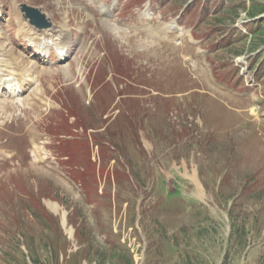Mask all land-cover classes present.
I'll return each mask as SVG.
<instances>
[{"label": "rangeland", "instance_id": "rangeland-1", "mask_svg": "<svg viewBox=\"0 0 264 264\" xmlns=\"http://www.w3.org/2000/svg\"><path fill=\"white\" fill-rule=\"evenodd\" d=\"M251 14L238 11L234 17ZM262 43L264 32L229 55H244ZM162 55L170 60L167 50ZM145 57L152 66L162 63L152 55L139 58ZM112 66L123 103H115L119 94L106 85L92 107L68 78L69 68L47 70L67 90L79 124L97 134L102 154L106 142L118 158L95 165L101 171L97 189L88 141L80 143L79 169L76 158L67 160L66 169L57 163L64 155L58 138L47 144V125L32 128L30 143L11 141V162H0V264H264V119L239 132L223 100L202 92L186 95L188 74L178 63L150 77L137 72L146 68L144 60L113 59ZM44 71L37 64V72ZM36 105L12 107L30 124L41 118ZM53 115L46 117L48 130L50 120L58 127L61 113ZM70 134L85 141L84 134ZM255 139L261 145L254 146ZM66 146L77 152L70 142ZM86 176L95 182L87 192L97 214L79 185ZM102 189L101 197L91 196Z\"/></svg>", "mask_w": 264, "mask_h": 264}, {"label": "trees", "instance_id": "trees-1", "mask_svg": "<svg viewBox=\"0 0 264 264\" xmlns=\"http://www.w3.org/2000/svg\"><path fill=\"white\" fill-rule=\"evenodd\" d=\"M258 11H259V10H258ZM258 11L253 12L251 15H253V14L255 15Z\"/></svg>", "mask_w": 264, "mask_h": 264}, {"label": "bare ground", "instance_id": "bare-ground-1", "mask_svg": "<svg viewBox=\"0 0 264 264\" xmlns=\"http://www.w3.org/2000/svg\"><path fill=\"white\" fill-rule=\"evenodd\" d=\"M194 178V177H193Z\"/></svg>", "mask_w": 264, "mask_h": 264}]
</instances>
